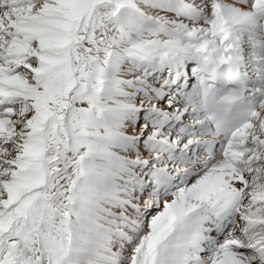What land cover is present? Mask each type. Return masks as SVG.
Here are the masks:
<instances>
[{"label": "snow or ice", "instance_id": "6c2138e0", "mask_svg": "<svg viewBox=\"0 0 264 264\" xmlns=\"http://www.w3.org/2000/svg\"><path fill=\"white\" fill-rule=\"evenodd\" d=\"M0 264H264V0H0Z\"/></svg>", "mask_w": 264, "mask_h": 264}]
</instances>
